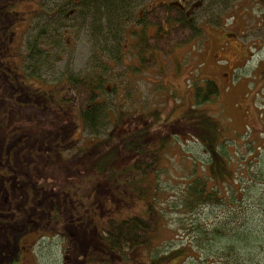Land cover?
<instances>
[{
  "label": "rangeland",
  "instance_id": "374dc122",
  "mask_svg": "<svg viewBox=\"0 0 264 264\" xmlns=\"http://www.w3.org/2000/svg\"><path fill=\"white\" fill-rule=\"evenodd\" d=\"M60 1L21 0L15 6L20 21L0 48V74L12 89L5 100L18 95L6 69L18 71V81H25L28 90L50 98L51 92L60 93L59 79L67 72L92 73L101 65L106 126L99 137L89 136L81 123L67 133L74 148L65 150L63 143L59 149L66 172L56 166L42 171L41 179L36 176L45 193L35 190L28 229L21 236L11 233L8 244L1 245L0 264H101L107 257L101 251L107 249L102 232L108 220L145 218L149 203L162 216L150 242L128 256L111 253L109 264H264V0H202L204 7L194 18L204 31L201 39L141 74L133 73L130 64V58L137 63L131 50L133 21L165 0H129L135 9L120 30L124 62L112 61L118 42L98 40L72 5L53 15ZM43 30L55 35L39 45L49 55L35 68L45 81H26V41L40 42L36 38ZM204 80H215L220 94L197 106L195 89ZM11 105L19 108V100ZM73 112L61 120L70 115L77 120ZM50 118L59 125V115ZM26 125L38 129L40 123ZM204 134L226 148L232 177L208 179L212 157L201 144ZM127 142H140L141 153L161 151L139 158ZM135 161L147 167L137 170ZM201 179L207 180L208 191L221 189V203L187 201L188 188Z\"/></svg>",
  "mask_w": 264,
  "mask_h": 264
},
{
  "label": "trees",
  "instance_id": "16d2710c",
  "mask_svg": "<svg viewBox=\"0 0 264 264\" xmlns=\"http://www.w3.org/2000/svg\"><path fill=\"white\" fill-rule=\"evenodd\" d=\"M20 1L0 0V48L2 47L1 40L7 38L8 30L20 21V18H16L17 13L15 12V6ZM60 2L61 4L55 7L53 15L61 13L65 8L72 5L75 8L72 11L79 13L78 18L81 16L80 19L85 25L89 24L91 33L98 40H102L105 44L118 42V49H116L112 61L123 60L124 62L126 51L122 46L121 40H123V37L120 35V30L123 27L127 13L135 9L133 3L129 0H61ZM36 14L37 12H34L32 21L36 18ZM139 15H136L133 21L135 28L132 33L130 32L132 38L135 37L131 50L133 57L137 59V63H134L130 58L132 72L135 74L151 70L161 63V59L169 58L178 50L200 40L204 34L200 24H197L194 19L195 14L190 13L189 10L178 3L151 5ZM54 24L58 26L57 28H60V25ZM49 36H52V39L55 38V35H50L43 30L36 38L40 39V42L26 41L25 54L27 56L23 59L22 66V70L25 72L22 76L24 80L37 78L40 81H45L41 75H36L35 68L45 65L49 61V55L46 54L45 47L41 48L39 46ZM119 38L122 39L118 40ZM30 61L32 66L27 64ZM30 69H32V72H27ZM95 69L96 71L92 73L87 72V74L78 75L67 72L65 76L59 79L60 93L51 92V99L46 97L47 95L44 92L28 90L25 81H18V71L12 70L11 73L10 70L6 69L5 71L10 73L15 84L13 89L18 92L14 99L6 101L5 93L12 89L7 88V81L4 75L0 74V105L1 103L4 104L0 107L3 113V116L0 117V249H2L1 245L8 244L11 233L21 236L22 231L25 228L28 229L26 224L30 222L32 216L29 205L32 212L35 211L34 205L30 202L31 198L35 190H38L39 193H45L41 183L36 184V176L41 179L42 171L46 173L47 170L56 166L60 172H66L59 161L61 153L59 149H61L63 143L67 145L65 150L74 148V146H71L73 142L69 143L72 140L67 138V133L75 131V124L78 123H81L83 130L89 136L99 137L104 132L107 107L105 101L102 100L104 84L102 73L105 72V68L103 72L101 71V65H98ZM219 94L220 88L215 80H204L203 86H196L195 104L201 106L209 103ZM17 100L20 103L19 108L11 105V102L15 104ZM61 101H64V103H61ZM12 109L15 111L13 116L9 117L5 114L7 110ZM68 111H76L78 119L74 120L70 115V119L61 120V115L68 114ZM52 114L60 116L58 126L54 123V118H50ZM32 121L40 123L38 129L26 125V122ZM26 131H29V133ZM131 137L133 136H129V138ZM126 144L127 147L135 149L140 154L139 158H148L151 154L159 155L158 152L161 151L158 148L154 150L155 153H149L146 149L141 153L139 150L145 148V146H141L140 142H138V146H132L128 142ZM201 144L212 157L209 170L211 178L208 179L219 182L226 179L225 175L232 177L229 164L224 158L227 154V151L225 152L226 148L221 144L219 145V143H215L210 139V136L205 134L204 143ZM3 161L6 162L3 163ZM147 164L135 161L134 167L137 170H144ZM96 165H100L99 162ZM101 173L104 175V171ZM45 176L48 180V176L46 174ZM198 182V185L194 183L188 188V202H193L196 206L207 202L218 204L222 202L223 199H220L219 196L221 192L219 187L208 191L206 188L207 180ZM200 185L201 187H199ZM146 212L147 217L145 218L131 216L124 220H108V227L104 228L102 232L104 234H102L104 246L107 249L101 251L105 255L107 254V257L101 261V264H109L111 253L128 256L135 252L137 248L150 242L151 235L162 216L152 203L148 204ZM20 219L22 223H19ZM24 220H26L25 227L23 225ZM201 228V235L204 236L206 228ZM162 259H157L155 263Z\"/></svg>",
  "mask_w": 264,
  "mask_h": 264
},
{
  "label": "flooded vegetation",
  "instance_id": "af4514ba",
  "mask_svg": "<svg viewBox=\"0 0 264 264\" xmlns=\"http://www.w3.org/2000/svg\"><path fill=\"white\" fill-rule=\"evenodd\" d=\"M160 3H164V4L178 3L183 8L189 10V12L192 14H195L197 10L203 9L204 7L202 0L193 1L191 3L188 0H165Z\"/></svg>",
  "mask_w": 264,
  "mask_h": 264
}]
</instances>
